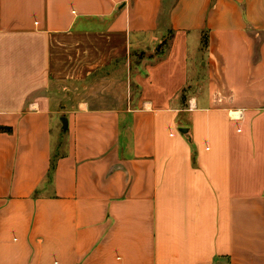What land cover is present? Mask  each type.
<instances>
[{"label": "crops", "instance_id": "crops-1", "mask_svg": "<svg viewBox=\"0 0 264 264\" xmlns=\"http://www.w3.org/2000/svg\"><path fill=\"white\" fill-rule=\"evenodd\" d=\"M0 264H264V0H0Z\"/></svg>", "mask_w": 264, "mask_h": 264}, {"label": "rangeland", "instance_id": "rangeland-1", "mask_svg": "<svg viewBox=\"0 0 264 264\" xmlns=\"http://www.w3.org/2000/svg\"><path fill=\"white\" fill-rule=\"evenodd\" d=\"M167 38L169 39V42H167V45L164 47V46H161L160 44L157 46V47H155L156 49H155V52H162V53H164V51L167 49V48H169V45H170V38H169V36H167ZM164 43V42H163ZM143 56H144V54H142ZM142 55H140V56H142ZM139 56V57H140ZM203 63V62H202ZM197 68H199V66H197ZM82 85H80L79 83H77L76 85H75V87L74 88H72L71 89V93H76V94H78V93H81L82 92ZM63 91V93H65V90H62ZM65 97V96H64Z\"/></svg>", "mask_w": 264, "mask_h": 264}, {"label": "built area", "instance_id": "built-area-1", "mask_svg": "<svg viewBox=\"0 0 264 264\" xmlns=\"http://www.w3.org/2000/svg\"><path fill=\"white\" fill-rule=\"evenodd\" d=\"M230 117L233 120H239L241 118V114L234 112V113H232V115Z\"/></svg>", "mask_w": 264, "mask_h": 264}, {"label": "water", "instance_id": "water-1", "mask_svg": "<svg viewBox=\"0 0 264 264\" xmlns=\"http://www.w3.org/2000/svg\"><path fill=\"white\" fill-rule=\"evenodd\" d=\"M62 121H63L64 127H66V124H67V120H66V118H63ZM180 131H181L182 133H188V129H187V128H181Z\"/></svg>", "mask_w": 264, "mask_h": 264}, {"label": "trees", "instance_id": "trees-1", "mask_svg": "<svg viewBox=\"0 0 264 264\" xmlns=\"http://www.w3.org/2000/svg\"><path fill=\"white\" fill-rule=\"evenodd\" d=\"M169 38H170V41H171V38H172V37L169 36ZM163 42H164V43H163ZM163 42H162L160 45L165 47V46L167 45V42H169V39L166 38ZM142 56H143V55H142Z\"/></svg>", "mask_w": 264, "mask_h": 264}]
</instances>
